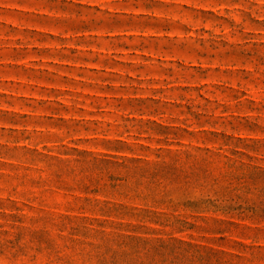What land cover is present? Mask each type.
<instances>
[{
    "label": "rangeland",
    "instance_id": "374dc122",
    "mask_svg": "<svg viewBox=\"0 0 264 264\" xmlns=\"http://www.w3.org/2000/svg\"><path fill=\"white\" fill-rule=\"evenodd\" d=\"M0 264H264V0H0Z\"/></svg>",
    "mask_w": 264,
    "mask_h": 264
}]
</instances>
